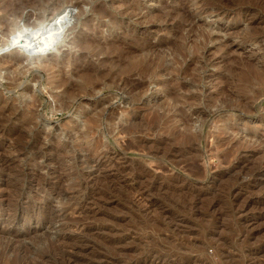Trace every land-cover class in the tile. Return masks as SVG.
<instances>
[{"label": "rangeland", "instance_id": "obj_1", "mask_svg": "<svg viewBox=\"0 0 264 264\" xmlns=\"http://www.w3.org/2000/svg\"><path fill=\"white\" fill-rule=\"evenodd\" d=\"M10 1L0 264H264V0Z\"/></svg>", "mask_w": 264, "mask_h": 264}, {"label": "bare ground", "instance_id": "obj_2", "mask_svg": "<svg viewBox=\"0 0 264 264\" xmlns=\"http://www.w3.org/2000/svg\"><path fill=\"white\" fill-rule=\"evenodd\" d=\"M25 1V0H14L13 2H9L4 8L6 11H8L10 9V12L12 9V11H17V9L20 7V4ZM29 3V1H28ZM30 3H32L30 1ZM41 3V2H40ZM85 3V2H84ZM22 7V5H21ZM20 7V8H21ZM26 7V5H25ZM77 7V6H76ZM24 8V7H22ZM21 10V9H20ZM5 12V11H4ZM9 12V13H10ZM18 12V11H17ZM16 13V12H15ZM19 13V12H18ZM12 14V13H11ZM9 15V14H8ZM15 15V14H14ZM19 15V14H18ZM17 15V16H18ZM16 16V17H17ZM13 17V16H12ZM42 18V17H40ZM16 19V18H15ZM54 19V18H53ZM22 20V19H21ZM56 20V19H55ZM15 21V20H14ZM14 21H10L9 22H6L3 25L2 29H3V35H7L9 36V38H5V44H3L5 46V48H8V47H11V46H14L16 45L17 48L19 49H22L23 50V53H25L26 55H30L34 52V50H32V48H34L33 46L36 47V45H34V40L36 39L37 40V50L35 51L37 53V55H44L46 52H48L50 49H51V45H50V42L54 39V36H55V33L57 32L58 33V30H55V31H49L47 30V27L49 24H46V20H44L43 18L40 20L39 23H37L36 20L34 23L36 24H30L31 26L28 28V29H18L15 22ZM28 22V20H26ZM48 21V20H47ZM69 20H67L68 22ZM57 22V21H56ZM55 22V23H56ZM66 22V19L63 23H61V27H60V31L62 33L66 32V30H69L70 28L68 27V23ZM29 23V22H28ZM24 26H27V24ZM19 30V31H18ZM71 30V29H70ZM1 31V30H0ZM59 31V32H60ZM2 32V31H1ZM0 32V33H1ZM69 32V31H68ZM96 32V31H95ZM91 33V32H90ZM91 36H92V33H91ZM88 38V37H87ZM89 39V38H88ZM2 41V40H1ZM4 41V40H3ZM2 41V42H3ZM78 41H82L83 44L86 43V45H88L87 47H92L91 45L94 44L93 42H95V39H90L89 41H85L83 40V38L81 39H78ZM97 42V41H96ZM34 43V44H33ZM99 47V46H98ZM96 46H93V48H98ZM34 52V53H35ZM35 53V54H36ZM19 61V60H18ZM74 75L76 74H81L83 72H87L88 71V67H80V66H73L72 67V70ZM68 80V79H67ZM64 81V80H63ZM65 82V81H64ZM60 86L63 85L64 83L61 81L60 83ZM58 84V85H59ZM65 87V86H64ZM73 87V86H72ZM70 87V88H72ZM61 88V87H60ZM79 88V87H78ZM134 88L131 87L130 88V91H133ZM69 92V91H68ZM72 92V91H71ZM71 94V93H70ZM74 94V93H73ZM72 95V94H71ZM67 96V95H66ZM71 98V97H68V99ZM0 99H1V96H0ZM4 113V109H1L0 110V114Z\"/></svg>", "mask_w": 264, "mask_h": 264}]
</instances>
